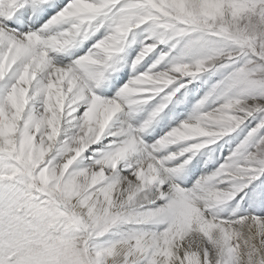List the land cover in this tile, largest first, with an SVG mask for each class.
Instances as JSON below:
<instances>
[{
	"label": "snow or ice",
	"instance_id": "6c2138e0",
	"mask_svg": "<svg viewBox=\"0 0 264 264\" xmlns=\"http://www.w3.org/2000/svg\"><path fill=\"white\" fill-rule=\"evenodd\" d=\"M0 264H264V0H0Z\"/></svg>",
	"mask_w": 264,
	"mask_h": 264
}]
</instances>
